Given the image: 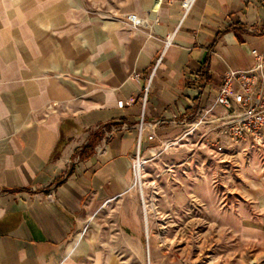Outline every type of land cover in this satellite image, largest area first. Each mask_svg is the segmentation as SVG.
<instances>
[{
	"label": "crops",
	"instance_id": "crops-1",
	"mask_svg": "<svg viewBox=\"0 0 264 264\" xmlns=\"http://www.w3.org/2000/svg\"><path fill=\"white\" fill-rule=\"evenodd\" d=\"M183 1L0 0V264H121L111 233L141 243L132 157L150 75L145 121L165 123L145 158L221 117L222 77L264 52V0H195L186 16ZM244 223L238 240L264 239Z\"/></svg>",
	"mask_w": 264,
	"mask_h": 264
},
{
	"label": "rangeland",
	"instance_id": "rangeland-1",
	"mask_svg": "<svg viewBox=\"0 0 264 264\" xmlns=\"http://www.w3.org/2000/svg\"><path fill=\"white\" fill-rule=\"evenodd\" d=\"M222 143L223 164L199 149L160 147L148 158L156 210L147 234L142 216L141 243L111 233L121 264H264V239L250 247L235 236L246 221L264 231V151Z\"/></svg>",
	"mask_w": 264,
	"mask_h": 264
},
{
	"label": "built area",
	"instance_id": "built-area-1",
	"mask_svg": "<svg viewBox=\"0 0 264 264\" xmlns=\"http://www.w3.org/2000/svg\"><path fill=\"white\" fill-rule=\"evenodd\" d=\"M195 0H184L182 9L186 16L192 8ZM132 29H138L143 23L136 15L126 17ZM171 37L166 41L169 45ZM254 64L246 70L229 69L222 77L221 84L215 99L214 108L221 110L223 115L217 119L189 125L188 129L171 141L161 144L164 150L178 151L189 149L194 152L196 149L203 150L215 162L225 163L223 138H227L235 145H243L250 151H264V52L252 51ZM154 73L149 77V84L144 90L142 97V113L136 125V145L132 157L133 187L139 199L140 209L144 224L149 221V216L154 214L152 206L155 207L158 197V189L155 181L147 180V167L149 159L143 155V139L145 133L153 131L164 121H145V106L149 87ZM133 79L138 81L139 75ZM197 93V91L195 92ZM209 111L205 115H209ZM178 125H185L177 117L173 119ZM206 123L211 127L199 138H194L196 129ZM194 138V139H193ZM148 140H154V135H149ZM155 156V154H153ZM188 165V164H187ZM156 209V208H155Z\"/></svg>",
	"mask_w": 264,
	"mask_h": 264
},
{
	"label": "bare ground",
	"instance_id": "bare-ground-1",
	"mask_svg": "<svg viewBox=\"0 0 264 264\" xmlns=\"http://www.w3.org/2000/svg\"><path fill=\"white\" fill-rule=\"evenodd\" d=\"M155 210H156L155 207L152 206V211H155ZM148 228H149V225H148V220H147V223H146V234L148 233V232H147V229H148Z\"/></svg>",
	"mask_w": 264,
	"mask_h": 264
}]
</instances>
